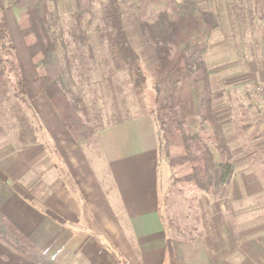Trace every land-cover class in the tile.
Here are the masks:
<instances>
[{"label": "crops", "instance_id": "crops-1", "mask_svg": "<svg viewBox=\"0 0 264 264\" xmlns=\"http://www.w3.org/2000/svg\"><path fill=\"white\" fill-rule=\"evenodd\" d=\"M232 24L233 31L225 20L214 32L218 49L208 58L227 85L213 96L216 115L251 121L244 126L245 146L234 151L240 169L227 187L228 211L207 202L210 216L199 237L175 239L164 223L158 133L150 115L101 130L92 156L73 143L47 100L35 105L43 121L33 141L19 144L17 133L0 141V213L61 264H264V120L252 95L264 79V32L251 22L242 32ZM231 94L238 101L232 107ZM242 149L243 165L237 161ZM248 155L256 156L250 167ZM64 173L78 195L66 190Z\"/></svg>", "mask_w": 264, "mask_h": 264}, {"label": "trees", "instance_id": "trees-1", "mask_svg": "<svg viewBox=\"0 0 264 264\" xmlns=\"http://www.w3.org/2000/svg\"><path fill=\"white\" fill-rule=\"evenodd\" d=\"M126 1L75 0L76 13H61L56 0H0V118L7 121H0V126L6 123L7 129L17 133V142L25 144L34 140L38 123L35 115H26L33 97L2 15L1 7H6L24 41L43 96L80 149L96 153L97 133L129 119L126 113L130 111L120 100L122 86L116 82L119 72H126L133 99L150 91L152 107L138 115L153 119L158 161L169 167L171 186L185 197L194 216L200 195L226 198L227 187L240 169L234 151L245 146L244 127L233 118H219V105L213 99L227 87L208 61L218 49L214 32L224 20L205 0H134L133 5L127 4L126 19ZM92 5L100 7L103 27L99 35L105 45L99 48L105 51L102 63L109 66L101 72V87L108 89L114 108L110 107L107 122L103 96L91 86V76H99L92 67L96 53L87 46L79 61L85 66L80 70L92 75L82 73L73 81L65 40L69 35L75 51H80L85 42L80 17ZM253 160L256 156H246V166ZM176 231L180 232L178 227ZM187 232L183 239L195 240L201 235L196 227ZM0 264L61 262L37 249L0 213Z\"/></svg>", "mask_w": 264, "mask_h": 264}, {"label": "rangeland", "instance_id": "rangeland-1", "mask_svg": "<svg viewBox=\"0 0 264 264\" xmlns=\"http://www.w3.org/2000/svg\"><path fill=\"white\" fill-rule=\"evenodd\" d=\"M205 1L207 4V7L210 10L212 11L217 10L218 12L221 13L224 23L226 20L227 29L231 25V31H233L232 22L235 21L236 28L238 29L239 32H242L244 28L246 27L248 28V24L249 22H251L253 29H257L261 27L264 32L263 0H257V3H253V4H250L247 0H205ZM56 2L59 8V11L61 13H76L78 11V9L76 8L75 0H56ZM133 2L134 0H127L126 3L125 2L123 3V6L126 8V11H127L126 19L129 16V11H128L129 6L127 4L133 5ZM260 2L261 4L258 6ZM1 8H2V15L5 20L7 29L12 38V42L15 48L18 61L21 65L23 74L26 78L27 84L29 86V89L33 97L30 107L26 109V115L30 117L35 115L37 117L38 123L41 124L43 120L41 121V118L37 116V113L35 112V105H37L36 103L38 101H42V100L46 101V99L42 94V89L37 79L36 72L34 70L29 54L27 53L24 41L19 34L17 25L10 11L6 7H1ZM99 13H100V7L96 5H92V7L88 11L87 10L83 11L82 16L80 17V22L82 23L80 30H81V33L85 34V42L79 46L80 51L78 52L75 51L74 43L70 41L69 35H66L65 40L69 42L68 58L71 60L70 68H71L72 75H73V81H75L78 75L82 73L84 74V76H87V74L92 75L91 72H85V70H80V68L85 66L84 64L79 63V61H80V58H82V56L86 54L87 46H90L96 53L95 63L92 65V67H94L97 70L98 72L97 74L99 76L97 78H95L94 75L91 76L92 77L91 86L97 88L98 93L103 96V105L105 107V114H106L105 121H106L107 119H109V113H110V110H112L111 108L113 107L111 105L110 93L108 89H103L101 87V83L104 82L103 78L101 77V72L103 69H108L109 66H107L105 63H102L101 61V58L104 55L105 51L104 49L101 50L99 46L100 44L102 45H105V44L99 35L100 34L99 30L102 29L103 27L100 21ZM220 28H223V27H220ZM232 47H233V44L231 45V51H232ZM116 82L122 86L120 100L121 102H125L124 104L127 107V110L130 111L129 113H126L129 119L125 120L122 123L130 121L132 119H137L139 117L138 115L139 112H142L144 110L147 111L151 109L153 97L151 96L150 91L148 89L146 90V93L142 96L141 99H133V97H131V95L129 94L128 78H127L125 71L119 72L116 75ZM73 89L74 91L77 90V88H73ZM84 94L87 95L86 90H84ZM252 95L255 99H257L254 94ZM235 97L236 95L233 97V95L231 94V99L234 100L231 103V107L233 103L238 104V101H236L237 99ZM122 104L123 103H121V105ZM258 107L260 108V105ZM4 111L5 113L7 112L6 105H4ZM260 114H261V111H260ZM243 119L246 120V117L241 118L242 123L237 122V124L240 127H244L245 124L248 125L251 121V119L250 121H248L249 119L248 117L246 123L244 124ZM33 120L35 121V119ZM0 121L1 123L4 121L7 122L6 120L2 121L1 118H0ZM105 121L103 119V124L106 126L107 121L106 122ZM239 121H240V118H239ZM107 128L108 127L106 126L104 129H107ZM5 133H6V136H8L10 135V133H15V132L7 129L6 123H4V125L2 124L0 126V141L2 142L5 141L4 140L5 138H7L8 140V138L11 137V136L5 137ZM96 145H97L96 147L98 148L97 142H96ZM246 147L249 148L250 146H248L247 144ZM252 147H253V144H252ZM90 152L93 156L94 151H90ZM245 154H246L245 150L242 149L241 154L239 155L242 157H237L238 164H241V165L244 164L243 156H245ZM96 156H99V154H97ZM96 163L99 164V161L96 160ZM169 172H170L169 167L166 164H161L159 166V181L162 185L161 192H160L161 213L163 215L164 223L168 227L170 236L178 240H187V239L182 238V237H185V235L187 236L188 234L187 229L196 227L199 231H201L202 221H204V219H207L210 216L209 209L206 208V203L209 201L216 202V204L214 205L215 209H217L216 207L218 206H220L221 208L223 206L224 209L228 211L229 207L225 205L226 198L217 197L214 199L213 198L209 199L206 196L200 195L197 201V208L195 211L196 214L194 213V216H193L187 207L188 203L185 197L171 186V178H170ZM60 178L63 179L66 190H73L75 195L79 194L77 190L78 188L73 187L66 173L62 174ZM34 181H36V177H34ZM103 184L104 186H106V179L105 181L103 180ZM229 215L231 214L229 213ZM224 217H223V221L227 223L226 224L227 226L230 225L231 217L227 216L226 214ZM177 227L179 228L181 234L180 232L176 231Z\"/></svg>", "mask_w": 264, "mask_h": 264}, {"label": "built area", "instance_id": "built-area-1", "mask_svg": "<svg viewBox=\"0 0 264 264\" xmlns=\"http://www.w3.org/2000/svg\"><path fill=\"white\" fill-rule=\"evenodd\" d=\"M264 5V0H263ZM253 94L260 102V111L262 119L264 120V79L253 85Z\"/></svg>", "mask_w": 264, "mask_h": 264}]
</instances>
